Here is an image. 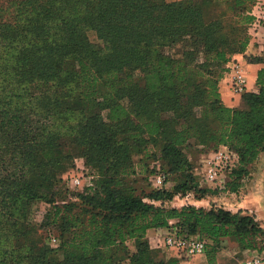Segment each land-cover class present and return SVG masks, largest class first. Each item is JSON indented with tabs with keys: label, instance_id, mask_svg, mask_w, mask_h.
<instances>
[{
	"label": "trees",
	"instance_id": "1",
	"mask_svg": "<svg viewBox=\"0 0 264 264\" xmlns=\"http://www.w3.org/2000/svg\"><path fill=\"white\" fill-rule=\"evenodd\" d=\"M256 4L0 3V264H180L148 236L172 226L206 241L205 264H220L224 239L264 253V227L254 215L165 204L177 194L211 192L193 172L191 144L236 153L230 191L264 152V54L246 55L263 66L258 89L243 93L240 106L226 105L220 92L227 64L250 44ZM164 48L183 51L176 57ZM150 145L162 162L149 173L165 182L175 175L173 190L133 179L134 158L151 156ZM79 157L93 170L92 185L73 191L64 174ZM37 200L49 204L40 223L31 216Z\"/></svg>",
	"mask_w": 264,
	"mask_h": 264
},
{
	"label": "rangeland",
	"instance_id": "2",
	"mask_svg": "<svg viewBox=\"0 0 264 264\" xmlns=\"http://www.w3.org/2000/svg\"><path fill=\"white\" fill-rule=\"evenodd\" d=\"M6 2L7 0H0V3ZM258 4H260L263 9L256 7ZM256 5L253 8V13L257 16V18L248 29V33L252 41L250 42L253 47L251 46L252 49H249V54H247V56H262L264 54V18L262 17L264 15V0H257ZM211 17L215 18L216 13H212ZM88 34L93 43H101L97 37L96 31L91 29L88 31ZM164 50L176 57H180L183 51L181 48H164ZM237 54H234L232 58ZM64 140L66 142L70 141L69 138H65ZM149 152L152 153L149 157H146L144 154H140L134 158L135 176L133 179L139 181L140 185L148 184L149 187L158 188L155 184L153 176L159 171L157 168L162 162L160 152L157 147L152 145L149 146ZM186 153L190 161L193 163V172L200 181V186L211 189V192L207 193L200 199L199 195L194 192H189L184 195L177 194L165 203L166 206L182 207L186 204L202 206L200 204H195L196 201L206 199L207 202L204 206L206 208L217 206L234 212L242 210L244 213L254 215L264 227V152H262L257 160L251 165L250 173L243 179L238 191H230L226 188L228 181H230L229 172L238 163L236 160V153L230 150L227 146L220 145L217 149H212L211 146L208 147L193 143L186 148ZM150 166H154L155 173H149ZM210 169H213V173H215L214 178L206 180L205 176L208 174ZM161 170L163 171V169ZM92 174L93 170L85 164V159L83 157L76 158L75 167L64 174L65 184L73 191L82 189L85 186H91L93 179ZM76 178H80L82 180L81 185L75 183ZM176 184L177 180L175 175H169L166 178L164 187L169 190H173ZM48 208L49 204L45 200L35 201L32 208V220L40 223ZM157 229H159V233L149 236L151 246L160 249L167 255L169 253L167 252L168 249L164 246V237L167 234L168 228ZM46 242L50 243L52 246H57L59 240L54 241V239L49 237L46 239ZM252 252L254 253L255 251ZM251 255L244 257V251H241L237 246H234L233 243L224 239L217 257L218 262L222 260H235L238 262L239 259L245 262V260ZM260 255L264 257V253Z\"/></svg>",
	"mask_w": 264,
	"mask_h": 264
},
{
	"label": "crops",
	"instance_id": "3",
	"mask_svg": "<svg viewBox=\"0 0 264 264\" xmlns=\"http://www.w3.org/2000/svg\"><path fill=\"white\" fill-rule=\"evenodd\" d=\"M252 42V41H251ZM251 42L249 44V48L245 53L237 54L235 55L227 64V71L225 72L224 77L222 78L220 82V92L222 95V99L224 103L231 107L240 106L243 102L242 95L246 91H255L258 89L256 85V78H257V72L258 70L263 66V63L261 62H249L247 60L246 55L249 54V49H252ZM257 49V48H256ZM260 51V50H259ZM255 54V53H253ZM239 68L240 72L244 75L246 79L245 83V89L241 93H236L232 88V76L236 73L235 68ZM207 200H197L195 204L205 206ZM168 230V229H167ZM159 229H149L148 230V236H151L153 234L159 233ZM169 254H167V257L170 256H177L175 251L167 250ZM253 252L251 250L244 251V257L251 255ZM206 263V256L205 255H199L196 256L190 260H183L181 259L180 264H205ZM121 264H127L126 262H123ZM220 264H244L243 260H238L236 262L235 260L231 261H220Z\"/></svg>",
	"mask_w": 264,
	"mask_h": 264
},
{
	"label": "built area",
	"instance_id": "4",
	"mask_svg": "<svg viewBox=\"0 0 264 264\" xmlns=\"http://www.w3.org/2000/svg\"><path fill=\"white\" fill-rule=\"evenodd\" d=\"M256 7L263 9L260 4L256 5ZM262 17L264 18V15ZM235 69L236 73L232 76V88L236 93H241L245 89L246 79L240 72L239 68L236 67ZM214 174L213 169H210L208 174L205 176L206 180L213 179ZM154 179L157 186H162L165 182V175L157 173L154 175ZM75 183L81 185L82 180L80 178H76ZM54 241H56V239H54ZM164 246L168 250L175 251L179 258L183 260H190L196 256L205 255L206 241L198 235H182L179 233L176 226H172L167 230V234L164 237ZM244 264H264V257L255 251L245 260Z\"/></svg>",
	"mask_w": 264,
	"mask_h": 264
}]
</instances>
